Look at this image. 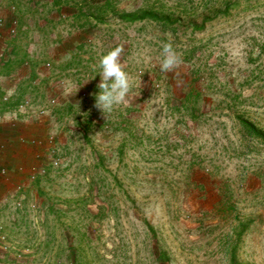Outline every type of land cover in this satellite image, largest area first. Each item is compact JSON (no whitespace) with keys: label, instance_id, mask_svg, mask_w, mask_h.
Listing matches in <instances>:
<instances>
[{"label":"rangeland","instance_id":"obj_1","mask_svg":"<svg viewBox=\"0 0 264 264\" xmlns=\"http://www.w3.org/2000/svg\"><path fill=\"white\" fill-rule=\"evenodd\" d=\"M235 1L214 18L231 0H52L74 15L18 35L38 56L68 47L22 94L48 107L61 79L67 99L21 115L41 121L27 129L37 163L50 148L57 160L22 209L0 206V264H264V142L239 124L264 129V0ZM163 42L181 57L172 72ZM117 45L131 87L105 115L97 64Z\"/></svg>","mask_w":264,"mask_h":264},{"label":"crops","instance_id":"obj_2","mask_svg":"<svg viewBox=\"0 0 264 264\" xmlns=\"http://www.w3.org/2000/svg\"><path fill=\"white\" fill-rule=\"evenodd\" d=\"M18 2L31 5L33 8L30 10V13H32L33 17L29 16L24 22H22L23 20L21 21L20 19L21 15L19 14L20 10ZM1 4L0 14L5 16L6 19H9V17L13 15L18 22L17 34L15 37L0 39V48H2L5 53V59L0 62V96L4 94H9L10 96V103L8 104H3L0 100V113L3 114L6 113L10 108H17V106L21 104L25 98H28L27 95L22 94V86L31 82L40 83L41 80L49 78L51 69L53 68L52 66L54 64H57V62L62 61V58L67 52L68 48L64 43H59L52 40L54 43L50 44V46L47 47L45 54H43V56H38L36 50H34V47L38 45L36 41L32 40L21 43L17 39L18 35L22 33L23 30L29 29L31 27H35L34 29L37 31L38 29L48 24L49 21H52L54 19H60L59 21H62V17L68 20L74 14L69 10V8L66 12L64 8H67V6H64V4L57 5L54 4L52 0H1ZM10 6H14V10L12 11V13H10V11L7 9ZM46 6L48 8H46ZM83 30L86 29L83 28ZM87 36L88 35H86V37H83V41L86 42L88 40L86 39L88 38ZM22 47L24 48L23 53H21L19 50ZM17 52L18 54H20L18 57L16 55ZM47 62H50V68L46 67L45 64ZM58 81L61 82V79H58ZM58 81H55L48 87L49 99L54 98V100L56 101L55 103H49L48 107L44 108L41 105L31 103L30 101L34 109L44 108L45 113L43 115H47V117L49 116L50 118L53 117L52 114L54 110L58 109L60 107L59 105H63L62 100L67 99V97L63 96V93H61L62 89L61 91L59 89L61 84H58ZM48 108H50L52 111H48ZM21 115L22 113H19L18 118L15 120L9 118L6 115L7 118L0 123V144L5 142L6 145L1 149V155L2 158L8 164H10V167H12L9 179L0 181V197L6 193H11L13 191L12 186L15 182L17 183L19 182V180H22L24 182V174L23 172L17 170V166L23 165L27 167L31 163H34L37 160L36 158L38 156L40 157V152L43 153V149L45 148H42L41 146L34 147L33 145L28 143V141L32 140L35 135L38 136V133L35 129L33 130V132L27 129L29 127L31 128L33 124L40 123L41 121L31 118L25 120L21 117ZM41 118L43 117L41 116L40 119ZM20 139L24 140V146L21 145L23 141ZM35 139L39 138L36 137ZM30 160L32 161L30 162ZM37 183L38 182L33 183L25 190V192L34 189ZM0 206H2L3 208L10 207L6 204H0Z\"/></svg>","mask_w":264,"mask_h":264},{"label":"built area","instance_id":"obj_3","mask_svg":"<svg viewBox=\"0 0 264 264\" xmlns=\"http://www.w3.org/2000/svg\"><path fill=\"white\" fill-rule=\"evenodd\" d=\"M1 0H0V6H1ZM10 13H12V11L14 10V6H10L7 8ZM17 26H18V22L16 20V18L11 15L9 17V19H6L5 16H3L2 14H0V39L2 38H9V37H15L17 34ZM5 59V53L4 50L2 48H0V62L2 60ZM46 67L50 68L51 64L50 62H47ZM0 84H1V75H0ZM1 87V85H0ZM83 95H85V93H83ZM9 94H4L0 96V100L3 104H8L10 103L9 100ZM56 101L54 100V98H50L49 99V103L53 104ZM16 108V107H15ZM10 108L7 110L6 113L1 114L0 113V123L3 122L7 116L13 120L18 118L19 113H27V112H32V114H34L37 117H40L41 115H43L45 113L44 108H40V109H34L30 103V100L28 98H25L23 100V102L21 104H19L17 106V108ZM6 111V110H5ZM3 111V112H5ZM7 115V116H6ZM8 120V119H7ZM15 124V123H14ZM13 126V125H12ZM22 140V139H20ZM30 140L29 143H37L41 145V140L39 139H34ZM23 143L21 145L24 146V140H22ZM38 145V146H40ZM5 142L0 144V181H5L7 179H9L10 176V171L11 168L10 164H8L1 155V149L4 148ZM48 147H51L50 145ZM48 155H51V160L46 164L43 165L42 163H37L38 159L41 160V156L37 157L36 161L34 163H31L29 166L25 167L23 165H19L17 166V170H19L20 172H23L24 174V182L22 180H19V182H15L12 186L13 191L11 193H6L4 195H2L0 197V204H6L9 205L10 207L14 208V209H22L23 208V201H24V192L25 190L30 187L33 183L38 182V180L41 177H44V175L47 173V166L50 164H54L56 163V156L53 155L54 150L53 148H50L49 150H47ZM31 207H33L34 205L31 204Z\"/></svg>","mask_w":264,"mask_h":264},{"label":"clouds","instance_id":"obj_4","mask_svg":"<svg viewBox=\"0 0 264 264\" xmlns=\"http://www.w3.org/2000/svg\"><path fill=\"white\" fill-rule=\"evenodd\" d=\"M123 45H117L98 59V71L100 81L97 85L98 91L95 95V106L105 115L110 114L114 108L126 102L131 82L129 74L122 66L120 56L123 52ZM161 72H172L181 62V57L176 53L170 42H163L160 50ZM96 73V74H97Z\"/></svg>","mask_w":264,"mask_h":264},{"label":"trees","instance_id":"obj_5","mask_svg":"<svg viewBox=\"0 0 264 264\" xmlns=\"http://www.w3.org/2000/svg\"><path fill=\"white\" fill-rule=\"evenodd\" d=\"M237 6L238 3L235 0H231V2H228V4L223 6L222 10H218L217 12H215L213 14V17L216 18V17L225 16L227 13H229V9L236 8ZM150 15H151L150 17L160 22L158 15L156 14H150ZM141 18H145V16ZM214 18L208 17L205 19H207V21L208 20L210 21L211 19L213 20ZM201 27H203V23H201ZM188 93L189 91H187L186 94L189 95ZM239 124L241 129H243L242 132L245 133L247 136H249L252 139L264 142V129L256 127L254 124L242 119L239 120ZM258 190H262L264 194V182H262V184L258 187Z\"/></svg>","mask_w":264,"mask_h":264}]
</instances>
